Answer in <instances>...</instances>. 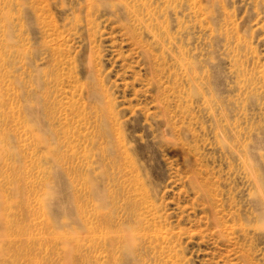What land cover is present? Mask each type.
<instances>
[{
  "label": "rangeland",
  "instance_id": "rangeland-1",
  "mask_svg": "<svg viewBox=\"0 0 264 264\" xmlns=\"http://www.w3.org/2000/svg\"><path fill=\"white\" fill-rule=\"evenodd\" d=\"M0 264H264V0H0Z\"/></svg>",
  "mask_w": 264,
  "mask_h": 264
},
{
  "label": "bare ground",
  "instance_id": "bare-ground-1",
  "mask_svg": "<svg viewBox=\"0 0 264 264\" xmlns=\"http://www.w3.org/2000/svg\"><path fill=\"white\" fill-rule=\"evenodd\" d=\"M99 200V199H98ZM101 201V200H100ZM99 201L98 207L96 209V216L98 220H101L102 225L103 223H109V220L111 219L110 216L107 215V213L103 212V206L104 204H101ZM261 206V205H260ZM262 208V207H261ZM213 220V218H212ZM99 223V225L101 224ZM90 230L87 231V239L89 240L91 237V234L89 233ZM159 234V233H157ZM160 235V234H159ZM146 234L141 232V228H134L133 230L126 229V227L117 226L115 228L109 229L105 231V235L103 236L101 243L103 247L109 249V255L112 256L113 260L115 261L116 257L114 255V251L118 248H123L125 252H129V256H132V247L135 244L139 243L141 238H144ZM126 254V253H125ZM135 259V258H134ZM133 260V259H132ZM116 262V261H115Z\"/></svg>",
  "mask_w": 264,
  "mask_h": 264
}]
</instances>
